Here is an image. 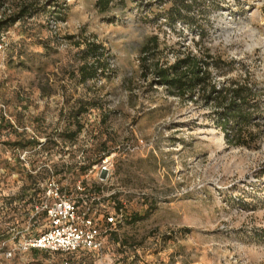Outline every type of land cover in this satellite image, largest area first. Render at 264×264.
Returning a JSON list of instances; mask_svg holds the SVG:
<instances>
[{"label": "rangeland", "instance_id": "374dc122", "mask_svg": "<svg viewBox=\"0 0 264 264\" xmlns=\"http://www.w3.org/2000/svg\"><path fill=\"white\" fill-rule=\"evenodd\" d=\"M25 6L29 15L0 28V203L45 178L27 165H51L64 189L81 182L112 195L110 212L114 202L149 215L124 222L101 255L69 258L14 250L27 212L0 209V264H264V111L255 142L230 145L210 101L168 96L145 68L207 51L235 61L227 76L213 74L218 85L248 73L264 90V0H115L107 10L96 0H0V21ZM176 10L189 21L172 22ZM89 43L108 69L81 82ZM105 156L113 166L101 181L90 170Z\"/></svg>", "mask_w": 264, "mask_h": 264}, {"label": "trees", "instance_id": "16d2710c", "mask_svg": "<svg viewBox=\"0 0 264 264\" xmlns=\"http://www.w3.org/2000/svg\"><path fill=\"white\" fill-rule=\"evenodd\" d=\"M115 0H96V6L102 10H107L108 5ZM124 1V0H121ZM186 7V6H184ZM176 15L171 14L169 19L172 22L175 20L188 22L186 15H182L179 11H175ZM29 15V7H23L17 14L8 19L0 21V28L15 24L18 20ZM154 49L157 48V39L154 38ZM147 49L144 47L143 52ZM83 59L93 58L91 64L84 63L78 68L79 80L85 82L93 80L99 75L104 74L108 69L106 61H102L104 51L99 44L89 43L84 51H82ZM234 60L223 59L220 55H210L204 51L196 54L188 53L183 57H177L175 62L170 65L157 66L145 65L147 70H151L155 76L156 84L162 86L168 96L176 98L192 99L195 96H201L205 101H210L213 104L212 120L215 126L223 133L226 143L238 147H250L255 142L257 132L250 131L253 126L258 128L257 119L262 118L264 106L261 105V96L264 93L263 89H257L251 84L248 73H245L242 78L228 80L226 84L218 85L214 81V75L217 77H225L234 69ZM214 74V75H213ZM85 107H80L78 110L71 112L72 117H78L83 114ZM80 129V127L78 128ZM74 134H72L73 136ZM35 145L36 142L18 141L13 143V146L25 149L29 145ZM97 161H95L96 163ZM94 163V164H95ZM93 164V163H92ZM34 188V187H33ZM32 188V189H33ZM31 187H27L21 195L16 199L1 200L0 209L7 210L21 208L22 205L28 203V196ZM3 202L5 204H3ZM8 202V203H6ZM4 205V207H3ZM149 215V211H145L143 215L139 213L127 214L124 212V222L135 224L145 220ZM117 232H111L103 239L104 248L116 238ZM34 253H47L43 251H32ZM50 255L69 256L71 257H95L99 254L94 251L79 250L72 254L61 255L58 253H48ZM66 264H69L65 261ZM63 263V264H65ZM131 264L129 260H117L115 264Z\"/></svg>", "mask_w": 264, "mask_h": 264}, {"label": "built area", "instance_id": "2783aa9c", "mask_svg": "<svg viewBox=\"0 0 264 264\" xmlns=\"http://www.w3.org/2000/svg\"><path fill=\"white\" fill-rule=\"evenodd\" d=\"M6 47V35L0 32V53ZM30 153L31 151H24L20 158L26 164ZM112 166V156H105L91 167L90 172L95 170L103 181L110 176ZM26 168L30 175H36L43 169L45 178L30 191L28 203L21 206L22 212H27V222L14 235L20 239L14 250L61 255L86 250L101 255L104 237L111 232L118 233L124 223L123 207L112 202L114 209L110 212L106 200L110 201L112 195L90 194L85 191L81 182L72 191L64 189L51 165L33 170L27 165ZM3 246L4 242L1 250ZM12 253L13 249L3 250L7 258L12 257Z\"/></svg>", "mask_w": 264, "mask_h": 264}]
</instances>
